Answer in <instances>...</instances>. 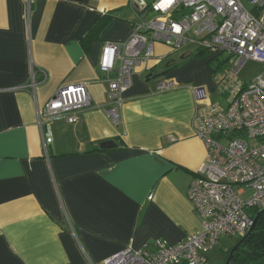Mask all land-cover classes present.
Segmentation results:
<instances>
[{
	"label": "crops",
	"instance_id": "crops-1",
	"mask_svg": "<svg viewBox=\"0 0 264 264\" xmlns=\"http://www.w3.org/2000/svg\"><path fill=\"white\" fill-rule=\"evenodd\" d=\"M135 21L130 0H0V264H102L125 247L175 244L202 228L186 192L205 158L193 88L210 84L209 71L185 50L163 70L174 52L156 43L135 68L119 123L106 112L99 55ZM165 78L177 87L157 90ZM76 82L93 105L74 123L40 127L36 105ZM106 140L115 146L100 148Z\"/></svg>",
	"mask_w": 264,
	"mask_h": 264
},
{
	"label": "built area",
	"instance_id": "built-area-1",
	"mask_svg": "<svg viewBox=\"0 0 264 264\" xmlns=\"http://www.w3.org/2000/svg\"><path fill=\"white\" fill-rule=\"evenodd\" d=\"M249 2L251 8L242 0H130L136 16L131 33L122 42L104 43L98 60L107 83L106 112L111 120L119 123L118 111L135 68L149 64L156 43L173 51L188 44L213 53L226 51L237 61L233 73L247 60L264 67V0ZM146 9L154 12L148 20L143 18ZM30 82L34 88L33 69ZM177 85L173 78H165L156 89ZM193 93L203 103L204 87L193 88ZM92 105L86 82L61 84L42 106L36 105L37 123L41 127L44 120L58 117L74 123ZM197 112L193 132L205 145V158L186 194L202 228L175 244L155 238L138 248L125 247L102 264H212L210 253L221 239L242 237L255 215L248 211L264 207V70L250 85L233 90L226 106L200 105Z\"/></svg>",
	"mask_w": 264,
	"mask_h": 264
},
{
	"label": "rangeland",
	"instance_id": "rangeland-1",
	"mask_svg": "<svg viewBox=\"0 0 264 264\" xmlns=\"http://www.w3.org/2000/svg\"><path fill=\"white\" fill-rule=\"evenodd\" d=\"M242 1L247 8H251L249 0ZM153 16L154 12H151L149 9H146L143 13V18L145 20H148ZM184 50L191 51L189 56L199 61L200 66L205 68L210 73L209 76L212 81L204 87L206 91V98L202 100L203 103H200V105L208 106L210 103H213L222 107L226 106L230 100L233 90L242 84L250 85V80L264 70L261 63L253 60H247L236 73H233V69L236 67L237 61L235 57L229 55L226 51L213 53L200 48L195 44H188ZM182 51L183 50H174V53L171 54L170 58L175 61L179 60V56ZM161 67L162 64L159 68ZM155 74L156 73L153 74L154 76H152L150 80L157 79L159 76H162L161 74ZM235 188H237V185H235ZM248 213L249 215H253L254 210H249ZM223 239L228 241L227 244H223L226 249L230 244L236 241L235 237H225L222 238L221 241ZM224 249H221L219 257L217 256L219 252H216V254L211 257L210 261L212 264L224 263L226 257Z\"/></svg>",
	"mask_w": 264,
	"mask_h": 264
},
{
	"label": "trees",
	"instance_id": "trees-1",
	"mask_svg": "<svg viewBox=\"0 0 264 264\" xmlns=\"http://www.w3.org/2000/svg\"><path fill=\"white\" fill-rule=\"evenodd\" d=\"M181 61L182 60H170L166 63V66H163V70L178 67ZM152 73L154 74L155 72ZM256 211L257 210H254V214ZM239 239L240 238H236V241L225 249V260L230 249ZM229 264H264V213L258 218L250 235L234 250Z\"/></svg>",
	"mask_w": 264,
	"mask_h": 264
},
{
	"label": "water",
	"instance_id": "water-1",
	"mask_svg": "<svg viewBox=\"0 0 264 264\" xmlns=\"http://www.w3.org/2000/svg\"><path fill=\"white\" fill-rule=\"evenodd\" d=\"M100 148H108V147H112V146H115V143L114 141H111V140H106V141H103L100 143ZM264 213V207L263 208H260L256 211L254 217H253V220H252V224L250 226V228L248 229V231L242 236L240 237V239L232 246V248L230 249L229 251V254L225 260V262L223 264H229L231 258H232V255H233V252L234 250L237 248V246H239V244L245 239L247 238L250 233L252 232L258 218Z\"/></svg>",
	"mask_w": 264,
	"mask_h": 264
}]
</instances>
